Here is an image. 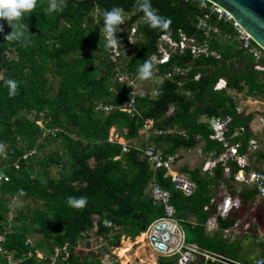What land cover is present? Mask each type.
I'll use <instances>...</instances> for the list:
<instances>
[{
	"label": "trees",
	"instance_id": "trees-1",
	"mask_svg": "<svg viewBox=\"0 0 264 264\" xmlns=\"http://www.w3.org/2000/svg\"><path fill=\"white\" fill-rule=\"evenodd\" d=\"M62 1V7L50 12V0H36L34 9L22 20L26 35L21 40H6L11 28L6 21H0L3 26V32H0L2 247L12 251L15 258L21 260L20 264H48L47 260H24L22 257L29 251L26 240L40 236L34 243L35 248L48 257L54 248L67 245L69 258L66 264H102L100 255L82 254L78 251L79 246L83 243V247H90L91 233L96 245L111 236V246L121 237L133 241L143 234L153 221L163 216L162 207L150 195L151 183L155 182L169 192L185 242L213 251L205 234L207 222L216 218L219 232L212 238L225 242L223 231L242 222L246 216L244 212L251 210L256 201L253 189L244 185L239 192L232 189L237 168L232 167L228 178L220 167L211 177L200 174L199 169L192 171L190 177L195 190L190 197H184L170 178L165 177V171L150 170L140 154L143 144L141 148L128 145V151L122 153L120 144L115 140L108 141L109 132L115 127L117 137L132 142L138 139L139 132L149 121L152 130L176 132L151 136L147 140L166 155L191 150L202 142L204 154L215 152L218 156L223 149L209 140L211 131L206 121L230 115L233 123L229 134L241 128L244 132L229 142H239V152L245 153L250 140L260 141L250 129L256 115H236L231 93H243L252 100H262L264 74L253 70L254 59L239 49L231 25L218 22L215 15H209L207 27L216 28L220 37L209 32L208 43L221 59H193L189 53L183 57L173 56L170 65L157 67L159 75L156 79L170 71L173 65L188 69V73L182 78L162 80L155 86L154 96L149 92L136 96L132 112H120L121 104L131 98V88L114 81L116 71L137 77L139 66L146 60L151 61L156 54L161 35H169L177 41L180 31L198 42L205 40L206 28H198L204 12L197 3L151 0L155 13L172 21L169 29L162 31L148 25L136 0ZM113 7L122 8V15L131 17L126 21V27H135L137 32V41L131 52L121 57L119 69L108 62L103 39V13ZM7 79L17 82L13 95H9L4 85ZM219 79L226 81V89L213 91ZM180 131L185 137L177 134ZM18 142L24 145L23 149L17 148ZM52 144L60 146L62 157H50L37 166H65L69 171L58 178L45 176L41 184L32 172L33 167H37L33 158L44 146ZM31 151L34 154L27 156ZM255 157L257 162L264 160V147ZM183 172H187L186 168ZM220 184L228 187V195L240 203L237 210L224 218L216 212L223 199L215 195ZM69 196H84L87 204L80 208L70 207L67 204ZM212 197L216 204L204 212L203 208ZM25 200L39 202L42 207L26 211L22 206ZM259 208H263L264 213L263 203L256 205V209ZM12 211L14 215L8 220L7 215ZM258 225L264 229V220H259ZM260 256L264 259L262 247ZM59 261L57 264H61ZM157 264H177V260L159 257Z\"/></svg>",
	"mask_w": 264,
	"mask_h": 264
},
{
	"label": "built area",
	"instance_id": "built-area-1",
	"mask_svg": "<svg viewBox=\"0 0 264 264\" xmlns=\"http://www.w3.org/2000/svg\"><path fill=\"white\" fill-rule=\"evenodd\" d=\"M189 3H197L199 8L204 12V17L199 23L198 28L206 30L205 40L201 42L196 41L193 38L187 37L183 32H178V40L174 41L169 35H161L157 41L156 54L151 57V76L155 77L159 75V69L157 67H165L170 65L173 56L177 55L183 57L186 53H189L193 59L197 58H212L216 61L221 59L219 53L211 49L208 43L207 37L209 32L217 37H220V33L216 28L207 27L206 20L209 15H215L216 21L227 22L231 25L234 32H236L239 49H242L245 53L250 55L254 59L253 70L264 74V50L259 48L253 43L250 36L235 22L228 13L217 7L216 5L208 2L207 0H183ZM130 16H123L121 25L118 26V31L116 32V38L120 40V46L114 48H107V60L111 65L117 67L121 65V57L123 54L131 52L132 46L137 41V32L135 27L128 29L126 27V21L130 20ZM104 42L106 41V36L103 32ZM120 64V65H119ZM188 73V69H182L176 65L171 67L170 71H166L163 75L159 76V83L162 80H170L174 77L182 78ZM198 77H195L197 80ZM114 81L117 84L125 85L131 88V98L128 102H123L121 108L118 110L120 112L131 113L133 110L134 99L136 96H143L145 92H142L138 88V84L141 82L137 77L127 76L126 73H120L116 71ZM226 89V81L224 79H219L213 87V91H222ZM150 96L155 95V90L153 89ZM99 108H103L99 106ZM104 111L108 112L109 109L104 107ZM236 115H240L243 111L235 105ZM264 115V113H263ZM261 115L259 118L260 129L258 132H252L260 137V141L250 140L245 153H240V143H230L231 139L240 136L244 130H235L232 134H229L230 126L233 123V117L230 115H225L223 117H213L208 119L206 123L211 131L209 140L219 144L223 152L216 156L215 152H211L203 158L200 166L201 174L212 176L213 171L220 167L223 171L225 177H229L232 172V167H236L233 175L234 181H239L248 185L250 189L256 192V200L258 199L260 203L264 204V160L257 162L255 154L262 150L264 147V116ZM151 126L146 125L142 129V133L149 130ZM141 133V134H142ZM176 133L172 130H167L166 132L154 131L155 136L171 135ZM177 134L184 136L185 133L180 131ZM110 140L109 142H113ZM128 151V146L125 144L121 145V152L126 153ZM201 153V150H200ZM34 154V152H33ZM140 154L142 159H144L151 171L155 172L158 170L165 171V177H169L171 182L174 184L176 190L182 193L184 197H190L195 190V184L185 176L178 175L172 170L176 164V157L171 155H166L161 149L154 147L153 145L146 144L142 149H140ZM150 195L152 200L159 204L163 210V216L155 221H153L143 233L145 235V242L147 248L155 254L158 258L163 257L167 259H176L177 264H195V262L203 261L204 264H240L236 262L228 261L222 257L209 256L207 253L199 251L195 246H188L185 243L184 234L182 228L177 220L176 210L170 203V194L166 190L160 188L155 182L151 183ZM221 203L218 205L216 212L217 216L224 218L230 212L235 211L239 208L240 203L237 198L230 196L222 197ZM257 202V201H256ZM256 202L254 204H256ZM216 204L214 198L209 200L208 205L203 208L204 212H208L211 207ZM259 204V203H258ZM257 204V205H258ZM257 224V223H256ZM107 225V223H106ZM109 226V225H107ZM215 218L211 219L207 223V231L211 232L216 230ZM236 226L230 230L223 231V237L226 233L232 232ZM251 228L246 227V230L250 231ZM254 233V232H253ZM256 241L259 245L264 247V229L258 224L255 229ZM90 237V235H89ZM94 238V236H93ZM111 236H108L104 241H99L100 243L105 242L109 244L111 242ZM4 242V235L1 233L0 227V264H20L21 260H17L12 251H8L2 247ZM90 242V241H88ZM26 248L29 250L27 253L23 254L24 260L35 259L37 261H48V264H57L59 261L61 264H66L69 258V249L67 245L60 248H54L52 255L48 257L44 252L35 248V245L31 240H26ZM243 264H264V259L258 258L251 263Z\"/></svg>",
	"mask_w": 264,
	"mask_h": 264
},
{
	"label": "rangeland",
	"instance_id": "rangeland-1",
	"mask_svg": "<svg viewBox=\"0 0 264 264\" xmlns=\"http://www.w3.org/2000/svg\"><path fill=\"white\" fill-rule=\"evenodd\" d=\"M56 3L59 7H62L63 1L62 0H56ZM154 83V84H153ZM153 84V85H152ZM159 84V80L156 79H148V80H141V82L138 84L139 90L142 92H148L156 85ZM231 95L234 98L235 105H237L245 115H248L250 113H254L255 119L251 122V125L259 124V118L264 113V98L262 100H255L253 101L250 98H247L243 93L241 94H235L231 93ZM151 129L143 132L141 135H143L145 138L151 137L153 135V131H150ZM111 133V132H110ZM109 133V135H110ZM147 133V135H146ZM152 144V143H151ZM24 145L21 142H18L17 148L23 149ZM201 145L199 144L197 147L193 148L190 152H182L178 151V161H180L179 166L176 165L172 170L179 169L182 165H187L190 167V169L193 168H199L201 166V162L203 161V158L205 155H202L200 153ZM33 155V151L29 152L27 156ZM63 152L61 151L60 146L58 147L55 144L52 145H46L43 147L42 151H39L36 155H34L33 163L35 165H40L42 162H47V159L50 157L59 156L62 157ZM26 157V156H25ZM69 171V167L65 166H55L52 165L48 168H42L40 166L33 167V174L36 179L39 180V183L43 184L44 179L43 177H49V178H58L61 174H65ZM234 184H231L232 189L239 192L242 188V185L245 186V188L249 189L248 185H245L242 182L235 181ZM228 190L229 188L225 185L221 184L220 188L217 191L218 197L220 196H228ZM256 204H252L251 210L248 212H244L246 215L245 218L240 222L235 229L232 230V232H228L224 235V237L227 238V240L224 242L221 241L219 238L213 239L208 234H206L207 238L210 239L209 245L211 246V249L213 251H208L207 254L209 256L213 257H222L228 261L236 262V263H250L254 259L257 258L259 254V245L254 243V239L249 236V230L245 231L246 227L256 229L257 224H259V220H264V213L259 208L256 209V205L259 202V200H256ZM14 205L16 203L14 202ZM22 206L26 207V211H31L32 209H40L42 207L41 203L31 200H25L22 202ZM258 216H257V215ZM14 215V211L9 213L7 215L8 220H10ZM257 216V217H256ZM251 232H254L251 230ZM93 233L90 234V238L88 241L90 244V247L85 248L83 247V243L79 246L80 248L78 251H80L82 254H86L88 252H93L96 255L101 256V262L102 264H122L124 262V259H120L118 255V251L121 248V243L124 240H127L129 243L132 244V247L130 249V252L126 254V257L128 259V264H157L158 257L150 252V250L146 246L145 237L142 243H136L135 239L131 241L130 239H124V237L120 238V245L116 246V243H113L111 245L102 242L99 245H96L95 238H93ZM192 235L190 234V237ZM233 239H228L232 238ZM31 242L34 244L35 242L40 240V236H33L30 237ZM191 240H194V238L191 237ZM134 244V245H133ZM256 244V245H255ZM199 251L204 252L202 249L198 248Z\"/></svg>",
	"mask_w": 264,
	"mask_h": 264
},
{
	"label": "clouds",
	"instance_id": "clouds-1",
	"mask_svg": "<svg viewBox=\"0 0 264 264\" xmlns=\"http://www.w3.org/2000/svg\"><path fill=\"white\" fill-rule=\"evenodd\" d=\"M138 9L143 13L144 19L151 28L160 30L169 29L172 21L170 18L158 15L152 8L151 0H136ZM36 6V0H0V21H6L11 28V33L5 39L21 40L26 35L24 31L23 18L31 12ZM58 9L56 0H50L48 10L54 11ZM123 9L113 7L111 10H106L103 13V32L106 36L105 47L114 48L120 46V40L116 38L118 26L123 20ZM0 32H3V26L0 25ZM25 42V41H21ZM151 61L143 62L137 72V78L146 80L151 77ZM4 85L9 90V95H13L17 89V82L13 79L4 81ZM67 204L70 207H84L87 204V198L84 196L67 198Z\"/></svg>",
	"mask_w": 264,
	"mask_h": 264
},
{
	"label": "water",
	"instance_id": "water-1",
	"mask_svg": "<svg viewBox=\"0 0 264 264\" xmlns=\"http://www.w3.org/2000/svg\"><path fill=\"white\" fill-rule=\"evenodd\" d=\"M230 15L251 38L264 50V0H207ZM120 241L116 242V246Z\"/></svg>",
	"mask_w": 264,
	"mask_h": 264
},
{
	"label": "crops",
	"instance_id": "crops-1",
	"mask_svg": "<svg viewBox=\"0 0 264 264\" xmlns=\"http://www.w3.org/2000/svg\"><path fill=\"white\" fill-rule=\"evenodd\" d=\"M149 79H152V76L149 78ZM154 79V78H153ZM146 80H148V79H146ZM154 84V83H153ZM152 84V85H153ZM154 89H155V87H154ZM153 90V89H152ZM151 90V91H152ZM148 92H150V91H148ZM253 101H255V100H253ZM203 119V118H202ZM255 119V118H254ZM147 124H148V126H151V122H149V121H147ZM151 129V128H150ZM250 129H251V131L252 132H258L259 131V129H260V124H254V125H251L250 126ZM152 130V129H151ZM153 132L154 131H159V130H152ZM111 132V133H110ZM109 133H110V135H109V137H108V141H110V140H115L118 144H120V145H122V144H125V145H132V146H135V147H138V148H141L142 147V144L145 146L146 144H150V145H153V144H151V143H148L147 142V140L150 138V137H148V138H145L143 135H141V131L139 132V137H138V139H136V140H134V141H132V142H125L123 139H121V138H119V137H117V135H116V129H115V127L113 128V130H111ZM183 132V131H182ZM256 134V133H255ZM146 135H147V133H146ZM152 137H157V136H155V134H153L152 135ZM200 145H201V154L202 155H207V154H204L203 152H202V147H203V143L202 142H200L199 143ZM198 144V145H199ZM197 145V146H198ZM196 146V147H197ZM143 148V147H142ZM161 149V148H160ZM162 150V149H161ZM192 150V149H191ZM191 150H180V151H184V152H190ZM199 150V151H200ZM163 151V150H162ZM179 151V150H178ZM178 151H176V153L175 154H173V155H171V156H175L176 157V164L174 165V167L176 166V165H178L179 166V163H180V161H178L179 159H178V157H179V155H178ZM178 159V160H177ZM173 167V168H174ZM183 168H186V170H187V172H183ZM196 169H199L200 170V167L199 168H193V169H190V167H188L187 165H182V166H180L179 167V169H176V170H173L174 172H176L178 175H182V176H185V177H187L188 179H190L191 180V177H190V174H191V172L192 171H194V170H196ZM200 174H201V172H200ZM226 178H228V177H226ZM235 182V181H234ZM220 186H221V184H220ZM220 186H219V188H220ZM218 188V189H219ZM250 189V188H249ZM218 191V190H217ZM217 191L215 192V195L216 196H218L217 195ZM229 196V195H228ZM220 197V196H219ZM221 197H224V196H221ZM212 198H214V197H212ZM211 198V199H212ZM256 202V201H255ZM254 205V204H253ZM215 218V217H214ZM211 219H213V218H211ZM210 219V220H211ZM178 220V219H177ZM209 220V221H210ZM190 221H192V219L190 220ZM208 221V222H209ZM215 221H216V218H215ZM207 222V223H208ZM180 224V223H179ZM181 226V225H180ZM217 226V225H216ZM205 234H208V235H210V236H214L217 232H219V229L218 228H216V230H213V231H211V232H208L207 231V224L205 225ZM253 231H254V233H255V229H253V228H251ZM183 231V230H182ZM253 232H249V236H251L253 239H254V243H256V244H258V242L256 241V235L254 234ZM183 234H184V232H183ZM142 235V234H141ZM140 235V236H141ZM144 235V234H143ZM222 235H223V233H222ZM184 238H185V235H184ZM222 238L223 239H225V240H227V238L226 237H223L222 236ZM229 240L230 239H233V237L232 238H228ZM186 243V242H185ZM255 244V245H256ZM186 245H188V246H195L197 249H198V247L195 245V244H188V243H186ZM259 245V244H258ZM261 247L264 249V247L262 246V245H259V254H258V256H257V258L256 259H258V258H261V256H260V251H261ZM205 253H207L208 251L207 250H203ZM203 252V253H204ZM256 259H254V260H256ZM253 260V261H254ZM252 261V262H253ZM251 263V262H250Z\"/></svg>",
	"mask_w": 264,
	"mask_h": 264
},
{
	"label": "bare ground",
	"instance_id": "bare-ground-1",
	"mask_svg": "<svg viewBox=\"0 0 264 264\" xmlns=\"http://www.w3.org/2000/svg\"><path fill=\"white\" fill-rule=\"evenodd\" d=\"M144 237H145V235L142 234L141 236H139V237H137L135 239V242L136 243H142V241L144 240ZM121 244L122 245H121V248L118 251V255L117 256L120 259H124V262L122 264H128V259L126 257V254L130 252L132 244L129 243L127 240H124Z\"/></svg>",
	"mask_w": 264,
	"mask_h": 264
}]
</instances>
